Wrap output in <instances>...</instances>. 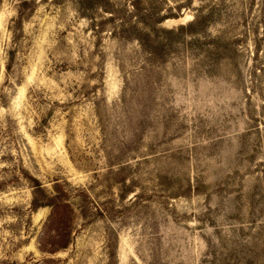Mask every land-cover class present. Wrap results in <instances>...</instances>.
I'll return each instance as SVG.
<instances>
[{"label": "rangeland", "instance_id": "374dc122", "mask_svg": "<svg viewBox=\"0 0 264 264\" xmlns=\"http://www.w3.org/2000/svg\"><path fill=\"white\" fill-rule=\"evenodd\" d=\"M0 264H264V0H0Z\"/></svg>", "mask_w": 264, "mask_h": 264}, {"label": "trees", "instance_id": "16d2710c", "mask_svg": "<svg viewBox=\"0 0 264 264\" xmlns=\"http://www.w3.org/2000/svg\"><path fill=\"white\" fill-rule=\"evenodd\" d=\"M20 20H21V17H20ZM140 20H142V19L140 18ZM141 22L144 23L143 20ZM204 22H205V18H201V17L199 18L197 16V17H195V19H194V21L192 23L188 24V26H186L184 28L183 27H180L179 30L180 31L186 30V31H188L189 34L195 35L196 34V31L194 30V28L197 27V26L199 27L200 25L204 24ZM136 30L137 29H136V26L135 25H130L129 26L130 33L131 34L135 33V35H134L133 38L138 42V44L140 45V47L143 48L144 50L146 48L148 49V47H147V44H148L147 40H148V36H149L148 33H146V32L143 33V32H141L139 30H137V31ZM158 32L161 33V34H163V35H166V36L175 33V31H167V30H164V29H158ZM64 246L65 245H63L62 248H64Z\"/></svg>", "mask_w": 264, "mask_h": 264}, {"label": "bare ground", "instance_id": "6f19581e", "mask_svg": "<svg viewBox=\"0 0 264 264\" xmlns=\"http://www.w3.org/2000/svg\"><path fill=\"white\" fill-rule=\"evenodd\" d=\"M174 21H175V22H178V21H181V20L178 19V20H174Z\"/></svg>", "mask_w": 264, "mask_h": 264}]
</instances>
